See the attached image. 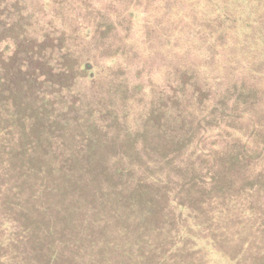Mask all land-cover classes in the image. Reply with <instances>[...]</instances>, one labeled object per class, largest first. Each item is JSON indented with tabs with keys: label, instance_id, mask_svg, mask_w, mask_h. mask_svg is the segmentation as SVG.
<instances>
[{
	"label": "trees",
	"instance_id": "obj_1",
	"mask_svg": "<svg viewBox=\"0 0 264 264\" xmlns=\"http://www.w3.org/2000/svg\"><path fill=\"white\" fill-rule=\"evenodd\" d=\"M43 1L54 2L58 14L48 23L46 33L38 35L36 30L41 28L40 23L34 25L26 14L30 5H35L36 12L37 6L44 3ZM131 2L121 0L119 3L116 0L111 4L107 3L108 8H100L96 11L98 17H94L92 4L88 0H0V44L8 40H14L16 44L14 51L11 50L9 54L0 47V264H141L139 259L144 249L143 236L148 230L141 229V224L136 223L143 218L148 221L155 201L153 197L148 202L149 209L145 203L142 207L136 192L132 191L136 185L142 189L145 187L135 181L137 165L131 158L139 152L143 158L142 165L145 163L148 169L155 167L161 170V177L176 169L182 174L192 158L188 156V146L180 137L182 133L177 135L176 132L171 134L173 138H169L168 133L160 135L163 132L157 131L160 136H156L150 128H144L142 122L148 125H161L164 121H170L174 125L185 122V126H188L191 118L186 117L182 108L189 111L193 109L194 113L191 114H194L195 119H199L204 109L197 106V100L200 94L203 101L208 96L204 92L206 88L203 82L208 87V80L220 78L219 76L209 79L210 74L205 72L208 68L205 65L209 64L203 62L208 55L212 59L221 57V54L217 57L218 47L229 51L225 62L234 73L252 76L251 78L263 82L260 83L261 86L264 85V0H167L163 3L164 10H174L176 7L180 10L182 5L187 7L185 11H181L185 16L173 12L172 18L169 15L173 23L167 27H162L158 21L155 22L151 18L145 24L146 31H143L142 39L137 40L131 38L134 22L128 25L130 17L134 18V12L137 10L132 6H138ZM151 8V5H146L148 11ZM101 14L103 16L100 18ZM124 20L128 22L126 29L123 27ZM65 28L75 30L76 42L86 39L93 30L95 33L107 34H118L121 30L120 40L123 47H119L115 52L111 51L115 55L107 57L111 63L106 71L100 63L94 67L92 60L97 54L94 48L89 47V50L74 45L71 49L77 50L74 53L80 57L78 62L75 61L79 70L75 74L69 69V63L66 62L63 66L59 63L55 65L49 57V52L54 54L58 49L63 52V48H66V35L55 45L56 36L66 33ZM29 29L33 30L31 32L35 29L34 33L38 37L31 33L29 35ZM71 34L73 35V32ZM147 34H150V39ZM115 44L113 39L107 40V47H113ZM183 48L191 52L194 59L186 58ZM159 50L171 64L172 73L167 77L169 84L162 88L157 86L154 80L153 84L132 82L129 74L134 77L135 71H142V68L135 64V59L140 60V55L148 56L149 53L151 58H154ZM111 67L114 68L111 70ZM120 67L126 70L123 77L125 80L121 82L125 83L123 85L120 82V85H117L113 78L116 73L112 71L119 72ZM58 69L60 75L74 80L72 87L76 84L81 86V82H85L88 87L93 83L92 91L95 88L97 96L91 107L96 112L103 116L107 109H114L116 114L125 115L127 121H132L133 127L126 128V136L123 131L113 128L114 126H103L111 120V113L99 120L100 129L87 139L78 141L76 138L79 134L70 135L69 125L72 124L73 127L82 120H74L67 115L76 105H71L72 109H53L56 104L52 100L56 93L54 87L58 86V83L53 81V75ZM98 77H106V80H97ZM229 78L230 76H226L227 80H230ZM224 80L225 78L219 82ZM99 86L107 91L106 95L104 91L99 93ZM254 87L252 90L259 93V87ZM190 90L194 91L193 95L189 94ZM85 95H90V92ZM98 95L101 98L97 100ZM187 97L192 102L188 106V102H185ZM43 102L45 106L39 109L38 105ZM152 107L153 111L148 113L147 109ZM42 112L45 113L40 115ZM37 120L40 121L37 123ZM116 122H119L118 119ZM117 126L120 125L117 123ZM137 134L140 138L136 145L139 144L141 149H132L128 153L129 142H132L131 139ZM116 136L124 137V140L111 143L109 140ZM158 139H163L165 143L158 144ZM99 141L107 148L106 151H109L103 165L104 172L113 176L109 178H119L117 185L107 181H88L92 176L95 159L88 160L89 163L83 165L80 161L81 155H86ZM71 142H76V145ZM179 148L181 152L175 156ZM149 149L158 153V157L151 156ZM145 156H148L147 161ZM143 178V185L159 189L168 187L169 183L174 184L171 176L169 183H163V179L157 181L155 177L150 179L143 175ZM98 184L103 187L94 188V185ZM104 188L112 192L128 189L130 196L119 203L122 215L130 220L134 218V221H121V227L131 234L128 239H124L127 234L124 231L121 233L120 229L117 232L108 230L106 227L109 221L92 224L89 222L93 221L90 217L83 221L69 219V216L77 217L84 212L90 193L107 191ZM85 190L89 192L83 196ZM263 193L264 191L259 189H251L250 195L245 192L240 195L238 200L244 203L239 207L238 222L226 228V237L233 238L235 243L234 251L223 253L221 247L216 248L227 264H264ZM255 198H258L257 202H253L255 204L250 207L246 199ZM126 202L128 206L125 205ZM137 207H141L140 210L129 211ZM90 225L96 227L103 236L91 239ZM199 225H196L199 227L197 232H191L192 238L201 239L200 228L204 224ZM62 227H65L63 231ZM166 227L161 224L155 231L165 234ZM44 228L50 233L56 231L53 241L46 239ZM181 228H175L177 240L173 239L172 248H165L166 254L157 264L178 263L177 256L181 244H189L186 235L183 236V231L190 228L186 225ZM74 233L79 238L77 241ZM59 234L62 235L58 237ZM165 236L167 237L166 234ZM222 244L224 248L229 247ZM196 248L192 246V249ZM107 250L110 251L109 254Z\"/></svg>",
	"mask_w": 264,
	"mask_h": 264
},
{
	"label": "rangeland",
	"instance_id": "obj_2",
	"mask_svg": "<svg viewBox=\"0 0 264 264\" xmlns=\"http://www.w3.org/2000/svg\"><path fill=\"white\" fill-rule=\"evenodd\" d=\"M114 1L116 0H88V2L92 4L91 8L94 11V17H98L99 15L96 12L97 10L99 11L102 7L108 8L107 3L111 4ZM117 1L120 3L121 0ZM129 1H132L131 3H136L138 6H132L133 9H137L134 12V18L130 17L131 20H129V23L124 20L125 24L123 27L126 29V23L132 25L134 22V26L131 28L133 29L131 38H135L136 40L139 38L142 39L143 31H146L145 24L147 21H150L151 18L155 22L158 21L162 27H167L169 24L173 23V19H169V15L173 12L183 14L181 11L187 9V7L184 8L181 5L180 10L176 7V10L170 8L166 11L163 9V6L165 7L163 3L167 0ZM147 4L152 7L149 11L146 9ZM30 6L31 7L27 9L26 15L30 17L34 25L35 23H40L41 28H38L36 32L38 35H42L44 32L46 33L45 30L48 28V23L53 21L58 14L56 12V4L52 1L44 2L37 6L36 12H34L35 5L32 4ZM153 9L155 12H152ZM82 11L84 12L83 9ZM183 15L185 16V14ZM102 16L103 14L100 15V18ZM55 26H57V24ZM64 30L66 33L63 32L56 36L55 40H57V42L55 45H58V43L61 42L60 39L66 35V48H63V52L60 49H58L57 53L54 52V54L49 52V57L55 65L59 63L63 66L66 62L69 63V69L75 74L79 72L78 66L76 65L80 57L77 56V53H74V51L77 52V50L71 49L74 45L87 49H89V47L94 48L97 53L93 56L92 60V63L95 65L94 67L100 63L104 66L106 71L108 64L111 63L107 57L115 55L111 53V51L115 52L119 47H123L120 40V35H122L121 30H119L120 32L118 31V34L116 32L114 34L103 32L106 33V35H103L102 32H96V34L93 30L87 35L86 39H81V42L75 41V30L69 28H65ZM31 31L33 30L31 29ZM31 31L29 29V35L31 33L34 34L35 37H38L34 33L35 29L34 32ZM71 32H73V35ZM128 37L129 34L127 38ZM147 38L150 39V34H147ZM109 39L114 40L116 43L115 46L107 47V40ZM15 46L14 40H8L0 44V47L8 54L11 53V50L14 51L16 48ZM150 47L153 49L152 46ZM183 49L186 51V58L193 57L192 59H194L191 52H187L186 48ZM84 50L86 51V49ZM225 50L224 48L218 47L217 57H219L220 54L221 57L212 59L208 55L206 56L205 62H203L209 64L205 65V67H208L205 72L210 74L209 79L219 76L220 78H218V80H208V87L205 85V82H203V86L206 88L204 92L208 94V96H206L203 101L202 94H200L201 96L199 95V100H197V106L204 109V113L200 114L201 117L199 119H195L194 114H191L194 113L193 109H191L190 112L182 108V112L186 113V117L191 118L188 126H185V122H181L179 125H174L170 121H164L161 125H148L146 122L144 124L142 122L144 128H150L153 133L162 131L163 134L160 135L168 133L170 136L169 138H171V134L176 132L177 135L182 133L180 137H182L184 143L188 146L187 149H189V151L187 152H190L188 156L192 158L189 161L188 167L183 170L182 174L176 169L171 171V173L167 172V174H164V177H161V174H163L161 170H157L155 167H150V169H153L150 170L144 165L145 163L142 165L141 162L143 158L139 152H136L131 158V161H134L137 165V171L134 176L135 181H139L138 185L145 187V189H142L136 185L132 191L136 192L142 207L145 203L149 209L150 204H148V202L151 201L153 197L155 201V205H151V207L153 206L154 208H152V213H150L148 221H144L143 218L136 223L137 225L141 224L139 226L141 229L148 230L145 236H143L145 240L143 241L144 249L139 259L141 264H157V262L161 261L163 255L166 254L165 248L169 250L173 247V239L176 237L174 234L176 233L175 228H181L185 225L190 228V230L186 228L183 231V236L186 235L189 244H181L182 247H180V253L177 256L179 258L177 264H180L181 260H183L181 264H217L218 262L227 264L226 261L222 259V254H220L216 248L221 247V252L223 253H231L234 251L235 243L233 242V238L228 239L226 237V228H228V225L231 227L238 222L240 217L239 207L244 203V201L241 202L238 200L240 195L244 192L250 195L249 190L251 189L264 191V85L261 86L260 83L263 84V82L259 79L256 80L251 78L252 76H243L242 74H238V72L234 73L225 62V57L229 52ZM150 55V53L148 56H146V54L140 55V60L136 58L135 64L140 66L142 71H135L134 77L133 74H129V71H127L126 76L129 74L131 81L134 83L141 81V83L151 82V84H153L152 80H154L157 86L164 88L166 87L165 85H168L170 82L167 77H170L172 73L171 64L167 62L166 55H163L160 50L154 58H151ZM118 63H120V60ZM126 65H128V62ZM113 68L114 67H111V70ZM120 69L123 70V67H120ZM120 69L119 72H117V70L112 71L114 74L116 73L113 78L116 80L115 82H117V85H120L119 82L121 83L125 80L123 77L126 70L124 69L123 72L120 71ZM59 70L60 69L56 70L53 75L54 83H58V86L54 87L56 93L52 100H54L56 104H54L53 109L63 110L70 107L72 109L71 105H76L75 109L67 115L74 120H82L73 127H71L72 124L69 125L68 133L70 135L79 134L76 138L78 141L84 138L87 139L89 135H94L97 129H100L98 126L101 125L99 124V120L111 113L110 119L112 121L109 120L108 124H103V126H114L113 128L123 131V135L126 136V128L130 126L133 127L131 125L132 121H127L125 115L120 116L116 114L114 109H107L103 116L101 113L96 112L95 109L91 107L92 102L96 100L95 96H97L96 89L94 88V91H92L93 83L88 87L85 82H81V86H77L76 84L72 87L74 80L60 75L58 73ZM226 76H230V80H227ZM101 77H98L97 80H106V77L103 79H101ZM224 78V81L219 82V80ZM123 84L125 83H121V85ZM157 86L154 85V87ZM254 86L259 87V93L252 90V88H255ZM99 90V93L104 91L102 86H99ZM51 91L53 90H47V92ZM88 91L90 95H85ZM106 92L107 91H104V95H106ZM193 93L194 91L190 90L189 94L193 95ZM99 98L101 97L98 95L97 100ZM185 102H188L187 106L192 104L188 97L185 99ZM44 106L45 102L38 105V108L40 109V107ZM147 111L151 113L153 107L150 110L147 109ZM44 113L45 112H42L40 115ZM117 119L119 122H116ZM186 120L189 121L188 119ZM39 121L40 120H37V123ZM117 123L120 126H117ZM181 129H183L182 132L180 131ZM160 135L156 133V136ZM139 138L140 136L137 134V136L131 139L132 142H129L130 149L128 148V153L132 149L135 151L141 149L138 147L140 146L139 144L138 146L136 145ZM115 140L120 143L124 140V137L119 138V136H116L109 141L112 143L116 142ZM100 141L99 143H95L86 155H81L80 161L85 165V163H89L88 160L95 159L94 168L91 171L92 176L88 180L90 183L107 181L112 185H117L116 183L120 181V179L109 178L113 176L104 172L105 168H103V165H105L104 161L107 159L106 155L109 151H106L107 148L103 147L101 144L102 141ZM156 142L158 144L165 143L163 139H158ZM71 143L76 145V142ZM178 151L179 152H177L175 156H178L181 152L180 148ZM149 152H151V156L158 157V153H154L155 151H152V149H149ZM169 157L174 156L169 155ZM147 159L148 156H145L146 161ZM207 166L209 167L207 168ZM206 169L208 170L206 171ZM175 174H177V176H175ZM143 175L145 178L148 177L150 179L155 177L157 181L163 179V183H169V176H171V181H173L174 184L169 183L168 187L162 189L154 186H146L143 185L145 181ZM94 177H96V179H94ZM95 187L100 188L103 186L98 184L94 185V188ZM104 189L108 192L101 191L96 194L90 193L88 195L89 202L86 204L87 208H84V212L79 215L76 214L77 217H74V215L69 216V219L83 221L90 217L93 221L89 222H92V224H98V221H109L106 227L108 230L113 229L117 232V230L120 229L121 233L124 231L127 234L124 239H128L131 234H129L125 228L123 229L121 227V221H134V218L130 220L128 217L126 218L122 215L119 204L125 201L127 196H130V194L127 193L128 189L124 188L126 190L121 189L117 192H112L108 190V188ZM88 192L89 190H85L83 196H86ZM262 198H264V196ZM257 200L258 198L246 199V202H249L250 207H253ZM125 205L128 206L127 202ZM137 208L129 209V211L133 210L134 212L140 210L141 207ZM60 216L61 214L58 218H60ZM33 218H36V216H33ZM76 221H74V223H76ZM28 222L36 223L37 221ZM202 223L205 226L203 225L200 228L202 230L201 239L200 237L192 238L191 232H197V228L199 227L196 225L198 224V226H200L199 224ZM161 224L164 225V227L167 226V232L165 233L167 237L164 233L162 234L157 230L155 231L156 227ZM90 226L91 230L89 231V236L91 239L92 237L96 238L103 236L99 230H96V227L93 228L92 225ZM65 227H62V231ZM44 233L46 239L49 241H53V237L56 235L55 230L50 233L47 228H44ZM61 235L62 234H59L58 237ZM74 236L77 241L79 238L75 233ZM175 240L177 239L175 238ZM222 243L229 247L224 248ZM192 246H196L197 248L192 249ZM106 252L108 254L110 253L109 250Z\"/></svg>",
	"mask_w": 264,
	"mask_h": 264
}]
</instances>
